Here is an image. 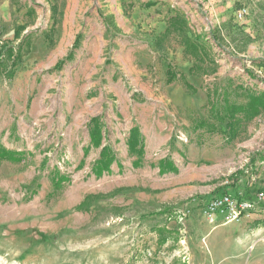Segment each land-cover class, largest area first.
I'll list each match as a JSON object with an SVG mask.
<instances>
[{
    "label": "rangeland",
    "instance_id": "obj_1",
    "mask_svg": "<svg viewBox=\"0 0 264 264\" xmlns=\"http://www.w3.org/2000/svg\"><path fill=\"white\" fill-rule=\"evenodd\" d=\"M175 16L178 33L163 35ZM26 35L22 60L0 75V146L25 153L0 165V264H237L219 234L234 221L203 210L224 193L264 194V158L251 160L264 152V115L233 142L218 122L193 127L213 117L209 89H264V0H0V45ZM188 40L215 63L197 62ZM195 64L213 72L190 73ZM169 65L195 89L168 82ZM93 118L120 163L100 177ZM133 128L142 153L128 146ZM58 173L69 182L55 193ZM252 223L234 234L264 244Z\"/></svg>",
    "mask_w": 264,
    "mask_h": 264
},
{
    "label": "trees",
    "instance_id": "obj_2",
    "mask_svg": "<svg viewBox=\"0 0 264 264\" xmlns=\"http://www.w3.org/2000/svg\"><path fill=\"white\" fill-rule=\"evenodd\" d=\"M154 3H149L148 6H152ZM179 17H171L167 23V29L163 35L176 34L179 31ZM20 30H17L15 39L20 37ZM31 35H26L18 47H13L9 43H3L0 45V75L6 74L5 66L8 62L15 64L17 61L22 60L23 55L25 54V47L30 44ZM77 39L74 42L73 49L78 48ZM185 51L192 52L193 54L198 53L197 62L208 61L210 64H214L215 61L213 56L208 55L207 48L205 45H200L198 41L188 40L185 43ZM73 57V51H71L68 56L59 61L54 69L60 70L65 63ZM190 73H210L213 72V69L210 71L202 70L199 68L198 64L193 65L190 68ZM253 76H255L252 73ZM167 80L168 82H182L189 89L194 90L195 88L191 85L187 79L186 74L176 71L175 67L169 65L167 70ZM207 95L209 98V105L211 106L213 117L205 121H197L194 124L193 130L197 131L200 129H207L209 132H217L218 127L216 122L225 126V135L229 142H233L242 134L244 127L256 119L264 115V89L263 90H253L245 87L244 85H238L232 87L228 85L223 89L219 90H208ZM238 94V95H237ZM239 97L242 100H239ZM89 135L91 139V144L96 148H101L100 158L96 162V165L93 169V173L100 177L105 172H110L111 167L114 163L120 164L116 158V155L112 148L109 145L103 146V132L102 125L98 123L97 118H93L89 123ZM140 135L138 128H133L130 130V136L128 139V146L131 150L139 148V151L142 153V139L138 138ZM87 154V153H86ZM25 153L18 151H11L3 146H0V165L4 161L19 163L24 160ZM264 158V152L256 153L252 156V164L256 162L257 159ZM83 165V162L80 166ZM69 182L67 176L61 174H55L53 176V183L55 186L54 192L60 191L64 183ZM227 194V193H224ZM238 198V197H237ZM240 199V198H238ZM259 225L264 226V220L258 222ZM170 233V231H169Z\"/></svg>",
    "mask_w": 264,
    "mask_h": 264
},
{
    "label": "crops",
    "instance_id": "obj_3",
    "mask_svg": "<svg viewBox=\"0 0 264 264\" xmlns=\"http://www.w3.org/2000/svg\"><path fill=\"white\" fill-rule=\"evenodd\" d=\"M5 22V20H2ZM241 199V198H240ZM245 200V199H242ZM260 204H264V197L259 202L257 201L254 206V210L257 208L263 209V211H260V214H256L253 211L247 215H244L242 218H240L237 221L231 222L230 224L224 225V229L219 230V234L221 235V239H223V242L227 245L228 249H230V246L236 245L235 248H238L237 250L240 252L241 257H239V260L236 262L237 264H263L264 263V244L260 242L253 241L251 235L244 234L245 229L238 230V233H240V236L235 235L234 229L235 227L238 228L241 226L242 223H252L257 224L259 221L264 220V207ZM259 205L258 207H256ZM259 211V210H257ZM204 216H206L205 210H203ZM258 213V212H257ZM207 217V216H206ZM226 217V214L224 213H217L214 216V221L219 222L220 220H224ZM243 225V224H242ZM260 228L258 231L262 230L264 231L263 225H259ZM262 227V228H261ZM259 241V240H257ZM250 243H255V246L251 249V251L247 252V247ZM212 254V252H211ZM205 264H227V262H216V259L214 260V256H210L209 262L206 260L204 261Z\"/></svg>",
    "mask_w": 264,
    "mask_h": 264
},
{
    "label": "built area",
    "instance_id": "obj_4",
    "mask_svg": "<svg viewBox=\"0 0 264 264\" xmlns=\"http://www.w3.org/2000/svg\"><path fill=\"white\" fill-rule=\"evenodd\" d=\"M240 18L243 17L241 12ZM264 197L263 193H260L256 197V201H247L238 199L232 195H217L206 202V215L209 219L214 220V216L217 213L226 214L229 221H235L242 218L246 213L254 209L255 203L261 201Z\"/></svg>",
    "mask_w": 264,
    "mask_h": 264
}]
</instances>
